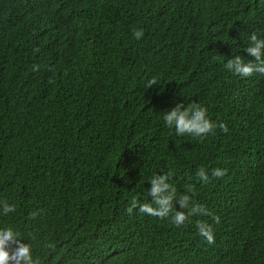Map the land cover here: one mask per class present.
<instances>
[{
    "label": "trees",
    "instance_id": "trees-1",
    "mask_svg": "<svg viewBox=\"0 0 264 264\" xmlns=\"http://www.w3.org/2000/svg\"><path fill=\"white\" fill-rule=\"evenodd\" d=\"M253 32L264 39V0H0V202L16 205L0 227L38 264H264V86L225 67L251 60ZM192 102L228 131L166 127ZM165 173L199 204L243 199L213 209L214 244L197 215L126 212Z\"/></svg>",
    "mask_w": 264,
    "mask_h": 264
},
{
    "label": "clouds",
    "instance_id": "clouds-1",
    "mask_svg": "<svg viewBox=\"0 0 264 264\" xmlns=\"http://www.w3.org/2000/svg\"><path fill=\"white\" fill-rule=\"evenodd\" d=\"M143 34V29L133 30V36L137 40L141 39ZM249 41V46L244 51L252 59L245 62L241 56L236 55L227 61L225 67L234 75L242 78L251 77L254 74L264 76V39L258 38L253 32ZM155 83L154 79L149 81V87ZM163 120L166 127H174L176 134L180 136L188 134L196 138H203L212 133L217 126L224 132L228 131L224 123L217 125L208 119L207 109L195 102L188 104V106L183 103H176L175 107L164 114ZM211 174L220 178L225 174V170L213 169ZM195 176L204 184L209 182V175L204 167L198 168ZM170 178L168 173L154 176L148 189L151 202L141 203L133 197L130 205L126 208V212L132 214L135 209L142 214L160 219L171 217L177 226L184 224L190 215H211L205 206L192 200L189 193L194 195L195 190L191 183L186 184L184 186L186 191L177 196L176 188L168 182ZM177 204L180 210H177ZM0 207H2L5 216L16 211V205L9 204L7 201L0 202ZM38 214L39 210L30 212L28 219H35ZM213 219L217 224L220 222L218 216H213ZM196 227L198 235L204 238L208 245L215 243L212 225L198 221ZM0 264H38V261L33 259L31 245L23 242L20 234L11 226L0 227Z\"/></svg>",
    "mask_w": 264,
    "mask_h": 264
},
{
    "label": "bare ground",
    "instance_id": "bare-ground-1",
    "mask_svg": "<svg viewBox=\"0 0 264 264\" xmlns=\"http://www.w3.org/2000/svg\"><path fill=\"white\" fill-rule=\"evenodd\" d=\"M90 37H91V36H90ZM93 39H94V38L91 37V40H93ZM251 59H252V58H251ZM248 78L253 79V80H252V84H253L255 87H263V86H264V76H262V75H260V74H254L253 76L248 77ZM254 138H256V137L254 136L252 139H254ZM186 146H187V145H186ZM202 167H203V165H202ZM171 178H174V176H172ZM171 178H170V180H172ZM175 180H176V179H175ZM176 182H177V181H175V183H172V185L176 184ZM197 201H198V200H197ZM197 201H195V202H197ZM200 204L203 205V206H205V208H206V209L208 210V212L211 213V214H212L213 209H214L215 207H216V208H219V209H224L225 207H230V208H231L232 206H233V208H234V210H235V214H239V213H240V212H239V209H240V208H243V199H242L241 197H236V198H234L233 200H231V203H230V202L227 203L225 199H220V200H218L217 202H214V203H213V202H211V198L209 197V198L207 199V201H203V202H201ZM176 208H177V210H180L178 204L176 205ZM246 215L249 216V213L246 214ZM188 218H189V220H190L191 223L194 222V218H193V217H189V216H188ZM188 218H187V220H188ZM196 219H201V221L210 224L209 221L211 220V215H203V214H201V215H197V216H196ZM168 221H169V224H171V225H175V224L173 223V221L171 220V217L168 218ZM150 224H151L150 227L146 229V230H148V234H155V233H157V232L159 231V230H158V226H155V225L152 224V223H150ZM195 224H197V222H196ZM194 229L197 231V227H194ZM197 233H198V231H197ZM197 233H195V234L198 235Z\"/></svg>",
    "mask_w": 264,
    "mask_h": 264
}]
</instances>
